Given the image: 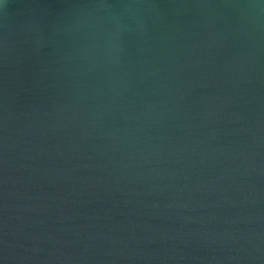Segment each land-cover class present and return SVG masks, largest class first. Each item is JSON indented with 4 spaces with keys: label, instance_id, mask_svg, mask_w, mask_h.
<instances>
[{
    "label": "water",
    "instance_id": "1",
    "mask_svg": "<svg viewBox=\"0 0 264 264\" xmlns=\"http://www.w3.org/2000/svg\"><path fill=\"white\" fill-rule=\"evenodd\" d=\"M0 264H264V0H0Z\"/></svg>",
    "mask_w": 264,
    "mask_h": 264
}]
</instances>
